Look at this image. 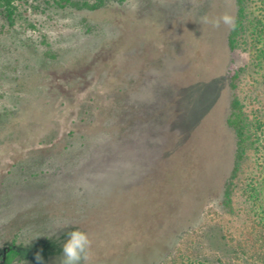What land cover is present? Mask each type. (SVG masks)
<instances>
[{"label": "rangeland", "instance_id": "rangeland-1", "mask_svg": "<svg viewBox=\"0 0 264 264\" xmlns=\"http://www.w3.org/2000/svg\"><path fill=\"white\" fill-rule=\"evenodd\" d=\"M105 2L18 0L13 25L0 7V255L15 239L13 264H61L76 229L93 241L89 264H184L213 251L214 225L242 240L259 226L245 189L258 176L253 150L233 209L218 205L235 150L227 68L254 60L229 50L230 28L202 21L234 16L235 0ZM88 68L104 86L96 95L77 84ZM236 92L264 113L263 68Z\"/></svg>", "mask_w": 264, "mask_h": 264}, {"label": "trees", "instance_id": "trees-1", "mask_svg": "<svg viewBox=\"0 0 264 264\" xmlns=\"http://www.w3.org/2000/svg\"><path fill=\"white\" fill-rule=\"evenodd\" d=\"M116 1L123 3L126 0ZM44 2L48 7L57 9L88 11H97L106 4L105 0H44ZM235 6L236 26L230 28L227 34L229 50L245 49L252 55L254 61L248 67L231 62L227 68L230 100L225 115V124L234 134L235 150L232 168L223 182L218 205L223 211L228 212L233 209L238 181L244 170L248 152L253 150L258 155V176L257 178L251 177L245 184V189L256 208L259 226H253L248 237L242 240L240 238L229 239L221 225H214L208 232V243L213 251L200 254L184 264H264V113L252 116L245 109V105L236 92L238 82L248 69L263 68L264 70V0H235ZM0 7L5 18L13 25L18 12V0H0ZM91 71L93 69L88 68L82 80L77 84L85 83L96 95L104 86L99 82L94 84L95 78L86 80L87 74ZM125 89L126 86L121 85L115 91L121 92ZM71 93L69 92L68 95L72 96ZM107 95L112 96V94ZM93 98L90 99L91 103L88 106L90 109L88 118L82 117V121L87 126L96 122L93 111L95 99ZM131 108H133L132 104L125 105V109L131 110ZM74 133L71 131L69 135L74 138ZM19 256L20 251L14 239L12 244L4 249L0 258L3 264H13L16 259L20 258Z\"/></svg>", "mask_w": 264, "mask_h": 264}, {"label": "clouds", "instance_id": "clouds-1", "mask_svg": "<svg viewBox=\"0 0 264 264\" xmlns=\"http://www.w3.org/2000/svg\"><path fill=\"white\" fill-rule=\"evenodd\" d=\"M202 24H211L215 28H219L223 24L228 28H234L236 26V18L226 12L215 19L205 17ZM66 226L68 225L64 227ZM92 244L93 241L86 231L76 229L69 232L68 239L63 245L61 264H89ZM36 258L37 260H42L39 253Z\"/></svg>", "mask_w": 264, "mask_h": 264}]
</instances>
